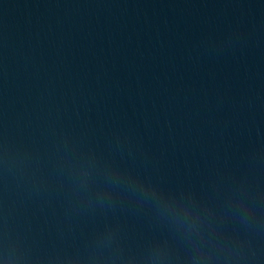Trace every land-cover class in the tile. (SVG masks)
Returning a JSON list of instances; mask_svg holds the SVG:
<instances>
[{
	"label": "water",
	"instance_id": "95a60500",
	"mask_svg": "<svg viewBox=\"0 0 264 264\" xmlns=\"http://www.w3.org/2000/svg\"><path fill=\"white\" fill-rule=\"evenodd\" d=\"M142 0H0V48Z\"/></svg>",
	"mask_w": 264,
	"mask_h": 264
}]
</instances>
